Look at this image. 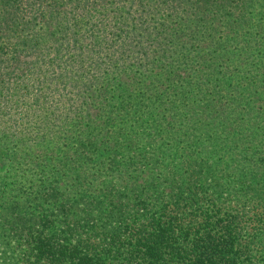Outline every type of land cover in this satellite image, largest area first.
Segmentation results:
<instances>
[{
	"label": "rangeland",
	"instance_id": "obj_1",
	"mask_svg": "<svg viewBox=\"0 0 264 264\" xmlns=\"http://www.w3.org/2000/svg\"><path fill=\"white\" fill-rule=\"evenodd\" d=\"M120 77L133 110L105 126L119 89L104 88L110 103L100 90ZM81 91L97 106L86 114L75 105ZM152 119L165 129L149 148L131 133ZM208 125L229 148L207 178L196 150L213 146L181 140L187 127ZM261 134L264 0H0V264H60L46 256L89 236L85 217L103 236L142 227L169 193L165 177L191 163L222 209L209 226L214 250L228 228L240 261L264 264ZM198 197L181 203L194 228L210 213L205 191Z\"/></svg>",
	"mask_w": 264,
	"mask_h": 264
},
{
	"label": "trees",
	"instance_id": "obj_2",
	"mask_svg": "<svg viewBox=\"0 0 264 264\" xmlns=\"http://www.w3.org/2000/svg\"><path fill=\"white\" fill-rule=\"evenodd\" d=\"M122 79L123 78L120 77L116 80H112L100 90L102 95L108 96L107 101L110 103L113 101L110 97L111 92L105 89L110 87L111 83L114 82H116V89H119L117 95L118 101L120 100L119 105L115 106V108H117L115 112L111 110L112 116L108 117V120L105 121V126H109V124L113 125V123L120 126L122 122H119V117H125L127 113L133 110V105L132 108L131 106H126L128 103L132 102L126 101L131 97L126 94ZM114 90L115 89H113V91ZM75 105L78 111L85 114L88 107H97L94 97L87 91H81L79 93ZM121 112H123V114ZM134 112L140 115L144 110L142 107H139V109H135ZM152 121L151 124L147 123L146 125L142 124L135 126V129L132 131L133 133H131L132 140L138 144L145 140V144H148V147L151 148L154 144L152 139L149 140L151 134L154 136L157 135V133H162L163 135L165 129H162L161 126L157 124V120L152 119ZM204 127L206 130H203V127L200 126H196L195 128L187 127L188 131L183 134V140H181V142L187 143L184 147L192 150L196 149L195 147L207 149V145L209 148L213 146L212 150L215 151V153H212L210 150L207 153L202 149H200L201 151L196 150V154L200 156L199 159L206 163V172L204 173L208 178L212 177L210 172L211 169L219 168L215 164L220 162L223 163L222 161L226 159L225 153L229 145L227 144L228 142H224V140H222L224 142L223 145H221V142L219 143L215 129L211 125ZM247 129L249 128L243 127L239 129L240 131L238 132L241 134L247 132L254 136L258 135L259 130H249V132ZM258 137L264 138V134ZM226 144L227 146L225 147ZM257 150L260 151L259 149ZM201 154H203V156ZM228 156L234 157L231 155ZM210 157L212 161L206 160ZM109 159L114 160L116 157H110ZM247 160L250 161L249 159ZM143 162V165L151 167H153L155 163L152 162L150 158H147ZM192 164L193 163L185 167L186 173H184V176L182 174L172 173L170 174V180L165 177L164 184L168 186L169 193L161 196L157 209H154L156 210L154 214H145L141 217V219H143V221L141 220L142 227H135L132 223V225H128V230L124 231L120 237L114 234L112 236H103L101 229L105 226H96L97 224L94 222V218L89 219L85 217L78 223L80 225L79 228L82 229L85 227L86 223L91 222L93 227L91 226L90 235L81 237L80 242L76 246L74 245L69 248L62 246L63 248H57L56 250L60 252L56 253V250H54L50 257L46 256L47 261L51 258V260L54 259L60 264H243V259L240 261L239 257L242 253L243 246L238 241V233L235 230H229L228 228L222 229L223 231L219 237L222 240L220 250L218 252L214 250L216 246L214 242L216 240L211 237L212 229L210 230L209 226L211 219L221 217L219 213L222 209L216 203L218 199H216L214 193L210 191L213 182L205 178V180L201 181L197 176L203 172V169L201 170L202 166H192ZM200 191H205L207 194V208L210 213H208V219L205 225L194 228L190 225L192 222L191 220L189 223L187 222L188 216H190L187 213L190 208L188 206L184 208L181 206V203L184 202L186 204V201H190L191 203L197 202V200L200 199L198 197ZM167 200L171 201L167 202ZM155 202H157V200H155L154 203ZM194 204L195 203H193V205ZM226 213L228 214L229 211H226ZM66 226H69L68 223ZM206 226H208V229ZM83 233L88 235L85 231ZM205 245L207 246L205 247ZM203 248L207 250L212 249V252L210 251L211 254H202L201 249Z\"/></svg>",
	"mask_w": 264,
	"mask_h": 264
}]
</instances>
